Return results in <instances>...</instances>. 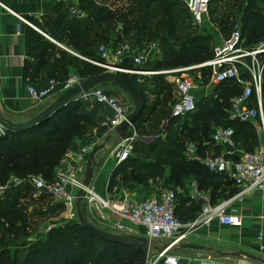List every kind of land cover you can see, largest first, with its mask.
<instances>
[{"label":"trees","instance_id":"obj_1","mask_svg":"<svg viewBox=\"0 0 264 264\" xmlns=\"http://www.w3.org/2000/svg\"><path fill=\"white\" fill-rule=\"evenodd\" d=\"M126 1L131 2L130 7L116 11L90 0H81L79 9L86 13L84 19H67L62 15L56 21L39 23L37 26L54 41L66 44L69 49L89 59H99L98 50L101 45L115 46L125 42L136 46L142 42L160 44L164 55L146 65L151 69L188 66L213 57L215 44L212 35L193 24L184 0ZM210 2L211 22L220 29L223 36H229L235 28L240 27L246 46L255 47L264 42V0ZM27 44L30 50H43L44 56L47 52L50 55L55 51L62 56L67 55L63 47L56 43L54 45L36 31L29 35ZM77 61L76 69L83 80L103 73L102 68L87 59ZM203 70L202 82L205 84L210 70ZM120 76L143 90L147 104L134 123L142 138L156 136V139L151 142L140 139V146L135 148L126 161L116 166L111 183L114 184L120 174L122 184L129 187L164 179L168 187L177 190L176 214L183 222L197 218L199 206L180 215L177 209L184 202L186 204L188 198L180 195L177 187L187 193L188 183L196 180L200 189L210 194L213 203L231 197L236 192L230 187L233 183L223 174L210 172L202 164L186 160V144L183 146L182 139L197 141L200 152L204 153V142L212 139L216 129L233 127L234 138L239 146L245 151H255L260 140L254 126L228 120L232 98L242 91V87L229 82L223 84L217 91V98L210 96L203 99L196 110L186 116L171 117L163 129L164 121L171 111L170 103L174 101L173 88L166 82L164 75L153 77L154 87H149L151 92L147 86L137 83L136 78L126 74ZM66 79L58 81L64 82ZM105 85L115 84L106 81L99 87L104 88ZM150 93L155 95V99L149 105ZM86 107L85 102L73 101L39 124L22 130L5 129L0 134V186H6L13 178L21 179L24 181L22 186L9 188L15 190L14 194H20L21 190H29V179L33 177L53 180L60 162L72 151L77 141L80 140L83 145L88 141L85 135L93 125V118ZM172 128L175 130L171 131ZM128 168L131 171H126ZM82 207L88 215L86 204L83 203ZM28 225V217L17 203L7 204L0 199V264L146 262L147 250L108 241L77 221L52 228L46 236L34 243L24 236Z\"/></svg>","mask_w":264,"mask_h":264},{"label":"built area","instance_id":"obj_2","mask_svg":"<svg viewBox=\"0 0 264 264\" xmlns=\"http://www.w3.org/2000/svg\"><path fill=\"white\" fill-rule=\"evenodd\" d=\"M90 1L97 4L101 2V0ZM185 2L193 24L203 30L205 21H211L210 0H185ZM56 43L63 46L59 42ZM98 52L99 59H84L102 68L103 72L135 76L139 84L144 83L145 77L164 75L166 82L174 91V101L170 103L171 111L168 119L186 116L195 111L198 103L203 99L210 96L217 98L219 87L227 82L242 87V91L232 98L228 120L252 124L260 140L259 147L252 152L243 150L234 138V128L221 127L212 134V140L216 146L224 147L223 153L217 154L210 150L201 153L198 143L189 140L186 142L185 158L202 164L210 172L223 174L234 186L241 187L242 190L237 192L238 198L264 190V42L255 47L246 46L241 28L237 27L229 36L221 35V42L214 46L213 57L209 60L168 69L147 68L145 64L149 59L145 58L139 46L129 42L115 46L101 45ZM203 69L210 70L205 84L202 82ZM82 81L78 74H72L64 82L51 79L48 86L41 90L29 87V92L34 101L41 103ZM198 93L201 94L199 100ZM74 101L95 102L112 108L114 115L102 123L111 132L127 120L130 114L118 99L99 86L83 91ZM4 131L5 127L0 122V134ZM93 132L96 134L97 130ZM141 138L135 123H130L125 139L119 140L113 151V156L117 152L114 156L117 165L129 158L135 143ZM97 142H87L78 152H68L60 162L53 180L33 177L29 179V184L34 191L63 201L71 220H78L76 194L83 189L84 203L100 211L103 220H107L108 215L106 216L102 211H109L114 219L111 224L117 231L130 230L123 220L143 227L145 231L142 234L150 240L145 264H160L161 260L165 264H178L179 256L167 255V251L174 244L214 220L224 225H232L235 222L234 215L228 211L229 201L212 204L196 180H192L189 184V197L201 202L202 210L197 218L188 222H183L176 214L178 198L177 190L173 188L158 189L142 201L130 196L104 198L91 185L83 184L87 160L97 146ZM23 183V180L14 178L8 185L17 186ZM8 185L0 187L3 189ZM158 240H167L168 246L159 249L157 253H152L153 245ZM257 243L259 249L263 250L262 233L258 236ZM203 263L215 264L210 261Z\"/></svg>","mask_w":264,"mask_h":264},{"label":"crops","instance_id":"obj_3","mask_svg":"<svg viewBox=\"0 0 264 264\" xmlns=\"http://www.w3.org/2000/svg\"><path fill=\"white\" fill-rule=\"evenodd\" d=\"M80 1L0 0V114L5 120L12 122L26 121L40 113L65 92L60 91L53 95L50 101L38 103L33 100L29 87L41 90L48 86L51 79L64 80L72 74H77L75 73L77 70L76 65H78L77 60L84 59V57L69 49L66 44L62 47L67 51V55L62 56L58 51H55L50 55L47 52L44 56L43 50L40 52L30 50L27 42L29 35L36 31L56 45L57 43L49 35L42 32L37 24L56 21L62 15L66 16L67 19L73 17L79 20L84 19L86 13L79 9ZM99 5H103V3L100 2ZM205 32L207 33V31ZM216 44L219 43L215 42ZM147 63L149 64L150 62L148 61ZM132 77L136 78L135 76ZM141 85L147 86L146 88L150 90V86L154 87L153 77H145L144 83ZM114 90L120 99L115 95L112 96L118 99L131 113L134 110V103L131 97L126 92L121 93L120 89ZM197 96L199 100L201 94ZM154 99L155 95L150 93L148 104H152ZM85 103L87 104L86 111L90 112L93 118V125L88 131L89 133H86L85 140L87 139V142L98 141L96 147L104 145L95 155L97 165L90 185L104 198L130 196L139 201L149 197L147 196L150 190H148L149 185H156L160 181L162 184L157 185V190L170 188L163 185L164 179L152 180V182L150 180L148 184L138 183L129 187L122 184V174L116 178L114 184L111 183V176L117 166V162L114 164L110 161L108 153L110 156L113 154L120 138L116 131L111 132L102 123L108 117H112L114 111L105 104ZM168 120L167 117L164 121L163 129L166 128ZM95 129L97 130L96 134L93 132ZM141 139L151 142L156 139V136ZM82 145L80 140L77 141L72 152L74 150V152H78ZM204 148V151L210 150L217 154L224 152V147L216 146L212 139L204 142ZM230 187L235 189L236 192L229 198L219 199L216 203L229 201L228 211L234 215L235 222L232 225H224L214 220L209 225L198 228L194 233L174 244L167 251V255L179 256L178 264H204L203 262L205 261L215 264H264V249L260 250L257 243L258 236L261 233L263 234L264 243V190L238 198L237 192L241 191L242 188L234 185ZM177 189L180 195L183 194L184 197L188 198L186 204L184 202V205L181 207L179 205V209H177L180 215L183 216V214L191 212L194 206H199L198 212H201V202L192 200L189 197V190L185 193L186 190L181 189V187H177ZM204 193L212 204H216L213 203L208 192ZM102 212L106 216L108 215L107 220L101 218L103 214L100 211L93 212L91 209L87 216L93 223L97 220L96 223L111 224L114 219L109 214V211L103 210ZM123 223L130 228L128 230L129 233L145 231L143 227H138L130 221L123 220ZM167 244V240L156 241L153 249L154 253L168 246ZM189 244L200 247H186ZM159 263L165 264L163 260Z\"/></svg>","mask_w":264,"mask_h":264},{"label":"water","instance_id":"obj_4","mask_svg":"<svg viewBox=\"0 0 264 264\" xmlns=\"http://www.w3.org/2000/svg\"><path fill=\"white\" fill-rule=\"evenodd\" d=\"M106 81H112L115 85L122 88L131 97L134 103V110L128 115L127 120L119 124L115 129L120 140H123L125 139V136L129 130L130 123H134L145 110L147 101H146V96L142 89H140L134 83L128 81L126 78L120 76L119 74L112 72H103L97 75L89 76L88 78L84 79L80 84H77L76 86L63 92L52 104H50L40 113L27 119L26 121L12 122L2 118L0 114V122L5 127V129L22 130L25 128H29L48 119L51 115L56 113L62 107L71 104L75 100V97L78 96L83 91H88L94 87L103 84ZM103 147L104 145L96 147L94 150H92V152L88 157L86 172L83 180L84 186H89L91 184L94 175V170L97 165V162L95 160V155ZM116 154L117 152L114 153V156ZM84 198H85V191L83 189H80L76 194V207L78 212L77 222L81 224L84 228L88 229L93 234L98 235L99 237L104 238L111 242L132 246L135 248H141L144 250L149 249L150 240L144 234L138 235L129 232H121V233L111 232L96 226L93 222L89 220L87 214L83 210L82 205L84 203ZM186 247L197 248L200 246L189 244Z\"/></svg>","mask_w":264,"mask_h":264},{"label":"rangeland","instance_id":"obj_5","mask_svg":"<svg viewBox=\"0 0 264 264\" xmlns=\"http://www.w3.org/2000/svg\"><path fill=\"white\" fill-rule=\"evenodd\" d=\"M101 3H103V5H105L106 7L112 10H116V11L126 10L130 7V4H131V2L126 1V0H101ZM202 28L203 30L205 29L204 31H207V33L212 35L214 39V44L215 42H218V43L221 42V35L223 34L220 32V29H218V27L214 25L211 21H205ZM138 46L140 47V49L146 56L145 58L149 59L150 63L153 62L154 60H159L164 55L163 50L158 42H156L155 44L148 43V42H142ZM75 73L79 74L77 70L75 71ZM115 86L116 85H105L103 89L115 96H117V92L114 89H118V90L120 89L119 91L121 93H125V91L122 88H120L119 86L118 87H115ZM48 100L50 101V99ZM174 130L175 129L172 128L171 131H174ZM184 141H185V138L182 139L183 146L185 144ZM139 142L140 140H138L135 143L132 153L134 152L135 148L140 146ZM175 145L176 144H174V146ZM108 156H109L110 161H112L115 164L116 158L113 157V154L110 156V154L108 153ZM126 171L128 172L131 171V168H128ZM41 178H44V177H41ZM158 184L161 185L162 183H160L159 181V183L157 182L156 185L155 184L149 185L148 190L149 189L150 190L147 196H151L152 193L157 191ZM163 185L167 187L165 180L163 182ZM13 186L14 185L11 184V185H8V187H5L3 189L0 187V199L1 200L3 199V202L7 204H13V202L17 203L18 206H20L23 212L27 215L28 220H29V225L26 230L27 234L26 235L24 234V236H27V240H31V243L36 242L42 236H46L52 228L63 227L66 224L74 222V220H71L68 217V212L66 210V207L63 201H60L57 198L51 197L48 194H43V193L41 194L37 191H34L32 187H29V190H25V191H22L21 189H19L21 190L20 194H14L15 193L14 189L9 190V188ZM19 186H22V184L14 186V188L19 187ZM9 192L12 194L10 195ZM86 209L88 213L90 209L93 212H96V211L99 212L95 207H89L87 205H86ZM19 224H21L20 221H19ZM95 225L102 229L104 228L108 231H111V232L121 233L120 231H117L112 226V224H108V223L102 224L98 222ZM142 233H143L142 231H138L137 233H134V234L141 235ZM152 253H154V250H152Z\"/></svg>","mask_w":264,"mask_h":264}]
</instances>
